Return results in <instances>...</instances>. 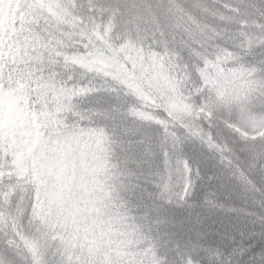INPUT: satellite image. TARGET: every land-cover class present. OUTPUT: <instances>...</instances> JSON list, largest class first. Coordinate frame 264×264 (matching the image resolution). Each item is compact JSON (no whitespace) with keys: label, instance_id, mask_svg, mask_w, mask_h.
<instances>
[{"label":"clouds","instance_id":"9594fccd","mask_svg":"<svg viewBox=\"0 0 264 264\" xmlns=\"http://www.w3.org/2000/svg\"><path fill=\"white\" fill-rule=\"evenodd\" d=\"M191 3L46 0L33 11L51 17L52 29L37 33L36 21L27 26L40 39L26 41L33 51L16 57L0 94V131L17 124L31 130L21 116L28 115L31 95L27 63L50 70L45 83L59 106L40 117L44 155L66 165L65 183L43 162L32 171L27 160L29 173L14 175L0 190L5 214L12 200L25 208L31 202L26 226L39 239L62 237L94 262L108 252L113 264H141L145 257L150 264L149 245L163 253L162 237L173 247L186 243L181 264H243L247 246L264 244V165L233 170L223 152L209 147L216 137L231 151L232 132L264 136V128L249 122L264 117V0H196L195 12ZM196 146L232 181L223 198L211 191L194 198L201 172L186 192L158 186L161 153L188 160ZM74 171L94 190L96 211L74 213L81 191Z\"/></svg>","mask_w":264,"mask_h":264},{"label":"snow or ice","instance_id":"6c2138e0","mask_svg":"<svg viewBox=\"0 0 264 264\" xmlns=\"http://www.w3.org/2000/svg\"><path fill=\"white\" fill-rule=\"evenodd\" d=\"M45 2L46 0H0V20L4 22V30L0 32V94L9 87L17 55L24 56L26 52L33 51L31 47L25 48V42L30 40L34 44L40 39V35L29 34V31H26L27 26L36 21L37 33L40 32L41 26L49 31L52 29L51 17L32 14ZM196 10V0H192L189 11ZM153 55L158 54L153 53ZM24 67L25 65L21 63L20 68ZM27 68V84L31 95L27 100L28 115L25 116L21 112V116L27 119L32 127L31 130L21 131L23 125L17 124L14 128L9 125L0 131V190L14 175L24 176L29 173L30 170L25 166L27 160H31L35 166L32 171H36L39 163L43 162L46 172L51 170L53 175L59 176L61 185L65 183L63 173L66 165L44 155V137L47 132L41 131L44 124L40 119L42 115L51 116L54 107L58 109L59 97L54 95V88L45 83L48 77L44 73L50 70L42 69L38 65L33 66L31 62L27 63ZM124 83L128 82L124 81ZM54 84L55 79L52 80V85ZM128 86L132 85L128 84ZM241 116H244V113H241ZM249 122L256 130L264 128V117H250ZM231 136L232 139L228 140L231 151H225L216 137H214L216 143L210 144L209 147L223 152L221 159L229 163L233 170L235 165H239L243 172L260 169L261 165H264V136L255 140L240 137L237 132H232ZM42 156L43 160H41ZM86 156L85 147L81 153L82 162ZM73 167L75 168V165ZM199 172L198 167L193 168L191 159L181 160L167 152H162L157 173L158 186L163 193L186 192L191 187L193 177ZM73 178L81 189L79 199L72 205L74 213L82 215L96 211L94 190L87 181L77 179L75 171ZM4 199L0 191V264H113L108 252L104 253L103 259L94 262L82 252H73L62 237L51 235L39 239L37 234L26 226V222L31 223L28 219L31 202L25 208L23 204L12 200L5 214L2 207ZM129 227L134 226L129 225ZM105 235L106 233L101 231V243ZM92 243L95 244L97 241L93 240ZM149 248L153 250L150 264H167L166 254L155 250L154 245H149ZM119 264H125V261L121 259ZM141 264H148V258L145 257Z\"/></svg>","mask_w":264,"mask_h":264},{"label":"trees","instance_id":"16d2710c","mask_svg":"<svg viewBox=\"0 0 264 264\" xmlns=\"http://www.w3.org/2000/svg\"><path fill=\"white\" fill-rule=\"evenodd\" d=\"M4 30V22L0 20V32ZM192 160H195L196 167L200 169L202 180H197V188L194 192V198L199 202L203 199V195L206 192H215L221 195L227 194L232 186V181L225 182V178L219 175L216 160L212 157L211 153L206 148L200 146L191 148ZM222 167V166H221ZM216 173L211 180L208 179L209 175ZM166 237L161 238L162 252L166 253L167 258L173 262V264H181V257L183 256V250L187 246L186 243H181L179 246L173 247L171 243L164 244L163 241ZM185 241L187 237L184 238ZM194 239V237H193ZM243 264H264V244L252 243L247 246L245 251L241 254Z\"/></svg>","mask_w":264,"mask_h":264}]
</instances>
